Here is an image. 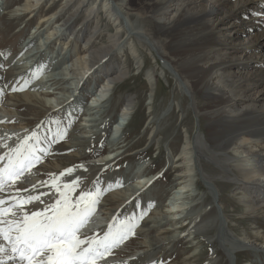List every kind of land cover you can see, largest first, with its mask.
I'll return each instance as SVG.
<instances>
[{
  "label": "bare ground",
  "instance_id": "6f19581e",
  "mask_svg": "<svg viewBox=\"0 0 264 264\" xmlns=\"http://www.w3.org/2000/svg\"><path fill=\"white\" fill-rule=\"evenodd\" d=\"M169 1L175 6V9L173 10L174 15L164 18V14L166 15L169 12V9L165 7V4ZM235 1L237 2L232 3V5L227 9L229 2L228 0H193V3L192 0H140L139 7L142 6L141 9H145L149 13L160 16L157 18L159 23L158 25H160V27L169 23L170 19L172 20L173 17L176 18L178 14L180 16L181 12L184 13L180 26L172 32L173 36L171 38V43L168 50H165V48H160L161 46H159L158 43H154L155 41L152 42V35H150L147 31L139 30L130 24V18L134 17L135 13L138 11V7L136 9V7L132 4L133 0H64L59 10L48 14V16L44 18H40L36 25V29L40 28L38 33L37 31H34L32 36H29L27 40H25L20 46L22 50H25V58L31 60L34 59V62H37L41 59L42 46L46 44L47 46H56L58 43V47L61 50H64L67 47L69 48V52L72 51L73 58H75L74 62L79 65L80 71L78 70V75L75 81L73 80V87H55L57 82L63 80L62 77L64 76L61 77L60 74H58V77H51L49 75L50 77L47 79H49L48 82H51V84L48 87L54 90V92L51 93L52 95H50V91L46 92L45 90V92L42 93L40 92L42 89H40L38 92L37 88L41 86L39 84H34V87L30 88V86L33 85L29 83L30 79L28 80L30 86H28L25 81L21 82L22 79H25L23 78L25 71L23 72L16 67L18 62L14 64V58L8 59V67L5 71H0V155H3L8 151V148H10L9 144L14 139L20 138L21 135L24 134L27 126L35 120L37 116L36 114L39 112H44L46 114L49 111L54 112L51 110L53 109V104H50L52 102L48 100L55 98L56 101H58L57 109L55 108V110L72 106V108L76 109L77 112H80L78 110H80L82 102L74 101V93H79L84 90V84L86 81H88V76H85V70L88 67L91 68L96 64H98V68L104 67L103 73L106 79L101 85H95L94 83V87H96L94 88L95 94L93 97H86L87 100H92V102L87 104V113H85L83 115V119H81L83 122H87L88 125L80 123V126L82 127L81 130H78V128H73V130H65V132L67 131V134H65L63 139H59L55 142H52V136L55 134L52 132V128L57 127L58 123H56L54 120H52L53 122L49 120V122L41 124L34 130V132L40 137V143H43L45 146L44 149L47 150L46 153H40L41 160L46 164V160L48 159L52 162H49L47 165L44 164L42 166H34L31 169V174L28 175L27 181L21 180L17 185L13 186L10 191L14 192L16 189H21L25 190L22 193L25 195L29 194V192H31V194H42V201L44 203L38 204L37 208H33L32 205L27 206L32 210H41L45 206V203L53 202L50 200V196H54L55 193L53 195H49L48 192L50 191L45 192L40 190L37 192L29 190L33 189V185L37 187V185L41 184L40 182H37L35 178L42 179V177L39 174H35V172H44V170L51 171L58 176L61 171L69 167L68 165L64 167V165H62L64 162H70L72 159H87L89 157L91 145L102 139L104 136V130L110 123V120L108 119L105 122L103 121L100 128L96 127L94 122H99L102 116L108 111V107L112 102L111 98H108V91L114 86L116 82L121 81V79L125 77L127 71L126 68L123 67L124 65L119 66L120 64H112L110 62L111 59L116 57V55L127 46V49L132 54L135 64L138 63L140 66L141 62L139 63L134 45H132V41L131 43L129 42L130 39L134 38V40L137 41V43L142 47L146 45V42L149 45L155 44L154 47L158 55L168 64V66H170L171 69H173L174 72H176L177 77L182 83V86L184 87V90L187 92V94H190V92H193L194 89L199 88L208 90L211 87L210 83H212L213 80H217L218 83L220 82L221 84V80H226V77L228 80V77H230L229 75L233 74L234 71L240 70L237 68L252 64L249 57L241 60L234 59V56H230L235 55L236 53L245 54L246 51L251 48L264 45V41L262 42L261 40V38L264 37V31L260 34H256L248 46H241L238 45V43H233V41L236 39L234 36L232 37L220 34V29L218 26L227 24L236 27L238 24L241 25L244 14L257 11H263L260 12L261 18L259 17L260 19H258V25L259 27L264 25V20L262 19L264 17V0ZM43 2L44 0H26L25 5L21 8H18L16 11H21L23 14L31 15L35 9H39L42 6ZM55 3V1L52 2L49 7L53 6ZM188 4L190 5L189 7L186 6ZM180 6L182 7L181 9ZM191 6L195 7V13L190 12ZM6 9V5H0L1 14H3ZM100 10L105 12L107 16H110L114 26L117 27L115 30V35L108 37L109 41L106 45L98 47L95 50L91 48V50L86 51L85 53H88L89 51L91 52V55L89 57L87 56L88 58H81L82 56L80 52L76 50V39L79 38L86 43L85 45L92 44L97 32L95 33L96 28L93 31H90L87 22L84 23V27L82 26V31L80 29L75 33L76 30H74L73 27L76 18L85 16L83 18L90 22L89 18L92 16L93 19L97 12H100ZM61 15L66 19L61 25L55 26V24L61 23L57 21ZM193 15H198L200 22H192L191 20L193 19ZM40 25L43 26L40 27ZM56 28L63 29V32L58 34L59 30ZM123 30L126 32V38L119 40L118 34ZM66 32H69L72 35L74 33L76 34L73 44H65V35L63 33ZM40 34H42L44 37V43L37 45V47L26 52V50L30 48L28 46H30V44L35 41L36 37ZM223 36H226L228 39L223 38ZM127 40L129 44L126 43ZM141 40L143 41V44L140 42ZM226 52L229 53L225 56V60L223 62H217L215 60L216 57L215 59L213 58L215 56L214 54L216 53L225 54ZM2 61L3 58L0 57V62ZM254 61L255 59L253 60L255 72L248 74L247 78L244 79L243 86L237 88L234 86L235 89L233 90L231 88L232 90H230V94L236 92V89H238V92H242L240 95L234 93V96H238L237 98H234L233 100H225L220 103H214L211 101L208 103V105H206L208 106L209 110L199 111L195 106V100L193 98L194 95H191L190 98H192L191 103L193 109H195V115L198 117H204L209 124V137L212 145L207 143L206 140L199 134H195L193 137H185L184 143L175 157H172L170 154H168L169 166L174 165L178 168L176 173V180L178 184L176 190L172 193V195L170 194L171 196L169 195L167 198V209L165 212L159 210L160 207L154 201L155 197H140L141 194L146 192V190L147 192L150 191L155 177L140 179L145 177L143 174H141V177L138 179V181L137 178L133 177L132 181L128 180L126 183L129 184V188L126 187L124 184L125 182L123 183L121 179V184L123 186L125 185L126 190L122 191L121 189L120 192L119 189V192L115 191L116 193H112L110 195L104 191L106 190L105 188L101 189L103 194L100 198L97 211L94 213L96 216H92L90 225L103 226L102 222L104 224H106V222L110 223L113 222L114 218H119V220L137 218L136 213L138 211H142L146 214L150 210L151 212L146 218L136 220L137 226L134 229V240H140L141 246L136 252H130L126 257L125 255L127 251H123V248L120 249L117 247L113 249V254L108 256L106 261H100L99 263L154 264L156 262H160L159 264H163L165 261L161 262L155 260H158L159 257L160 259L176 258V254L178 252L175 248V245L180 243L182 240H187V244L192 245L193 247L195 242L194 240L197 237L202 238V240H204L207 244L213 245L216 243L218 246L222 247L225 255L228 258L229 264H236L237 251H250L253 255H264V244L258 245L247 234L236 235L230 230L227 225V218L224 215V211L217 204L219 197L217 199L216 194H213V191L216 189V184L211 179V177L204 172L201 163L202 158L211 159L217 163V167H219L223 173L228 174L230 180L232 176H234V178L240 184V190L244 193V196L241 195L243 196L241 202L245 206L246 213L249 214V216L251 215L254 217L261 213L260 211L264 209V61L261 63L259 60L256 62ZM204 63L206 66H202ZM257 64L260 65V67ZM255 65H257V67H255ZM62 69L65 68L62 67L61 70ZM57 70L55 71L57 72ZM58 73H61V71L59 70ZM66 75L68 74L66 73ZM147 75L149 85L152 87L154 84L152 79L154 78H152L150 73H147ZM232 81H234V79ZM227 85L225 84V86ZM21 88L22 90L19 91L13 90ZM257 88H259V90L255 91L254 93L250 91H253ZM24 89H29V91L27 90L28 92L21 94ZM58 94L61 95L56 98ZM236 103L237 106L238 104L242 103L245 106V109H243L244 111L239 113L240 109H236V105H234ZM132 104L133 101L130 98H126L124 104H122L123 106L118 116L120 122L117 120L118 122H116L113 126L115 128L109 137V141H111V148H113V146L116 144L119 145L122 143L120 140H122L124 136L123 131L130 120ZM66 119L68 118L63 116L62 120ZM86 127L90 128V133L92 134L91 136H77L75 134L78 131L84 130ZM118 132L120 133L117 134ZM19 133H21V135H19ZM65 139L66 142L61 145V141ZM124 143L125 142L123 141V144ZM124 145H121L120 149L115 150L119 153L115 155L116 158L114 160L120 157L122 154L120 153L121 151L124 153V150L126 149V146ZM212 147H215L217 152L213 151L211 149ZM73 151H76V154L67 155ZM229 152L233 154V157L228 156ZM195 155H197L196 160H194ZM221 156L224 158L220 159L219 157ZM114 160H111V158L102 157L96 161H93L91 164H88L89 166L83 165L91 168L92 172L90 175H84L81 167H78L77 172L72 171L70 174L61 177L65 178L64 180H66L61 184L69 183L73 179L77 178L79 179V182L81 181L79 184H82L84 182L83 180L95 178L94 182L89 181L87 185L84 184V188L82 187L83 185L79 186L73 196H78L81 190H95L97 189L95 184L99 183L97 181L100 180V176H97V172L106 167L112 168V161ZM2 164L3 162H0V166H2ZM61 178L60 181H64L61 180ZM41 181L44 180L42 179ZM200 183L203 184L207 194L212 196L211 198L213 205L215 202V207L217 210L211 206H205L203 204V197H198L197 191L201 190ZM107 185L109 186V184ZM138 197L140 199V209L137 210V205L134 203V201L136 199L138 200ZM4 198H7V193L4 194ZM184 198L189 202H184ZM178 200L179 202H177ZM168 208H170L169 212L167 211ZM93 230H96L95 227L89 229L86 228L85 231L89 232ZM103 230L104 227L99 231L103 232ZM96 232L97 233H95V235L98 236L104 234V232L103 234L98 232V229ZM91 233L92 232H90V234ZM255 234L258 235L259 233L256 232ZM130 243H132V241ZM128 246L124 248L127 249ZM194 249L195 250H192L189 253V256L186 258L184 257L185 260H183V264H191V258L197 255V247H194ZM118 254L120 257L124 255L125 258H122V260L119 259L120 257L117 258ZM137 254L140 256H137ZM131 258L132 260L130 261ZM213 260L214 258H209L207 264L214 263ZM9 264H11V262H9Z\"/></svg>",
  "mask_w": 264,
  "mask_h": 264
},
{
  "label": "rangeland",
  "instance_id": "374dc122",
  "mask_svg": "<svg viewBox=\"0 0 264 264\" xmlns=\"http://www.w3.org/2000/svg\"><path fill=\"white\" fill-rule=\"evenodd\" d=\"M54 1L57 4L55 3L53 6L49 7V5ZM139 1L140 0H133L132 2V4L136 7V9L138 7L139 12L137 11L138 13L136 12L134 17L130 18V24L139 30L147 31L150 35H152L151 38L152 42L155 41L154 43L156 44L158 43V45L161 46L160 48L163 49L165 48V50H168L171 43V38L173 36L172 32L180 26L181 19L184 13L181 12L180 16L178 14L176 18L173 17L172 20L170 19L169 23L160 27V25H158L159 23L157 19L160 16H156V14L149 13L145 9H141L142 6L139 7L140 5ZM228 1L229 2L227 9L232 5V3L237 2L235 0H228ZM63 2L64 0H44L42 6L39 9H35L31 15H26L23 14L21 11H16L18 8H21L22 6L25 5L26 0H0V5H6L7 7V9L3 14L0 13V57L3 58V61L0 62V71H5L6 68L8 67V59L14 58L13 63L15 64L18 62L16 67L23 72L25 71L23 77L25 79H22L21 82L25 81L28 86H30V84L31 85L33 84L32 86H30V88L34 87V84L36 85L39 84L41 86L38 85L39 86V88H37L38 92L40 91V89H42L40 92L44 93L45 90L46 92L50 91L49 93L50 95H52L51 93L54 92L52 88L50 89L48 87L50 86L51 82H48L49 79L47 78L50 76L58 77L57 76L58 74H60L61 77L64 76L62 77L63 80L57 82V85L55 87L57 86L61 88L65 86L73 87L72 85L74 84L78 72L80 71V67L78 64H76V62H74L75 58H73L72 51L69 52V48L67 47L64 49L65 51L61 50L58 47V43L56 46L55 45L47 46L46 44L41 47V51H42L40 57L41 59L37 62H34V59L31 60L25 58L24 56L25 50H22L20 46L25 40H27L29 36H32V33H34V31H37L38 33L40 28L36 29V25L39 19L44 18L48 16V14L54 13L57 10H59ZM186 6L189 7L190 5L188 4ZM165 7L169 9V12L166 15L164 14L163 16L164 18H168L171 15H174L173 10L175 9V6L172 2L171 3L170 1L167 2L165 4ZM181 8L182 7L180 6V9ZM190 9H191L190 12L192 13L196 12L194 6H191ZM260 12L263 11L249 12L247 14H244L243 20L241 21V25L237 23L238 25L236 27L227 24L218 26V28L220 29V34L226 36H232V37L234 36L236 38L233 41L234 44L238 43V45L241 46L242 45L248 46L250 41L254 39V36L256 34H260L261 32L264 31V25L260 27L258 25L259 23L258 19L261 18ZM62 15L59 16V18L57 19V21L61 23L55 24V26L61 25L62 22L66 19ZM83 17L85 16L76 18L73 27L74 30H76L75 33L82 28L84 23L87 22H88L89 30L93 31L96 28L95 33L97 32L92 44L85 45L86 44L85 42H83L79 38L76 39L75 42L77 44L76 50L80 52L82 56L81 58L86 59L91 55V52L90 51L88 53L85 52L91 50V48L95 50L98 47H102L106 45L109 41L108 37L115 35V30L117 29V27L114 26L113 21L110 19V16H107V14L101 10L100 12L99 11L97 12V14L93 19L92 16L89 18L90 22L87 19L85 20ZM262 19L264 20V17ZM191 21L194 23L200 22L198 19V15H193V19ZM43 25H40V27H42ZM57 30H59L58 34H60V32L61 33L63 32V29H57ZM82 30L83 29H81V31ZM125 30L121 31V33L118 34L119 40H123L126 38ZM63 34L65 35L64 37L65 44L67 43L69 45V43L70 44L74 43L75 41L74 38L76 34L72 35L69 32ZM226 36H223V38H227ZM261 40L263 42L264 37L261 38ZM131 41H132V45H134L139 63L140 62L141 63L140 66L138 65V63L135 64L132 58V54L127 49L128 48L127 46L124 47L123 50L116 55V57H113L111 59L110 62L112 64L114 65L120 64L119 66L124 65L123 67L126 68L127 71L125 77H123L121 81L116 82L114 86L110 88L108 91V98H111L112 100L110 106L108 107V111L106 112V114L102 116L99 122L98 121L94 122L96 127L100 128L102 126L103 121L105 122L108 119L110 120V123L106 126L104 130V136L100 141L95 142L91 145V148L89 150V157L87 159H80V160L72 159L70 160V162H64L62 165H64V167L68 165L69 166L68 168L74 169L73 172H77L78 167H81V170L84 175L85 174L90 175V173L92 172L91 168L83 165L91 164L93 161H96L102 157L111 158V160H114L116 158L115 155L119 153L118 151L115 150L120 149V146L121 145L123 146L125 144L124 146H126L125 147L126 149L124 148L125 149L124 153L123 151H121L120 153L122 154L120 155V157L112 161L113 167L112 168L106 167L97 172V176H100L99 178L100 180L97 181L99 183L95 184L96 188L98 189L105 188L107 190L106 191L107 194L110 195L112 193H116L115 191L121 192V189L122 191H125L126 187L129 188V184L126 183L128 182V180L132 181L133 177L137 178V181L141 177V174H143L145 177H142L140 179L155 177L154 183L150 188V191L147 192L146 190V192L144 194H141L140 197L143 196L144 197L152 196L153 198L155 197L154 201L160 207L159 210L165 212L167 209L166 208L167 198L170 194L172 195V193L176 190L178 184L176 180L177 179L176 173L178 171V168L174 165L169 166L168 154H170L172 157L173 156L175 157L180 151L184 143L185 137L186 136L193 137L195 134H199L202 138L206 140L207 143L212 145L209 137V128H210L209 124L204 117L202 116L198 117L195 115L194 113L195 109H193L191 103L192 102V98H190L191 95L192 96L194 95L193 98L195 100V106L199 111L209 110L208 106L206 105H208V103L211 101L214 103H220L225 100H233L234 98H237L238 96H234V95L235 94L240 95L242 94V92L240 91L238 92L237 91L238 89H236V92H234L235 94L232 92H231L232 94H230V90L232 89L234 90L235 87L237 88L243 86L244 79L247 78L248 74L255 72L254 63H253L254 59H255L254 62L259 60L261 63L262 61H264V45L256 48H251L247 50L245 54L236 53L235 55H231L230 57L234 56V59H241V60L249 57L251 59L252 64L237 68L240 70L234 71L233 74L229 75L231 78L228 77V80L226 77V80L225 79L221 80L222 81L221 84L220 82L218 83L217 80H213L212 83H210L211 87L208 90L199 88V89H194L193 92L187 94V92L184 90V87L182 86V83L178 79L176 72H174L173 69H171L170 66H168V64L158 55L154 47L155 44L149 45L146 42V45L142 47L137 43V41L134 40V38L129 40L130 43ZM129 42L128 40L126 41V43L128 44ZM140 42L142 43L143 41L141 40ZM196 42L198 43L197 40ZM42 43H44V37L42 34H40L39 36L36 37V40L33 41L30 44V46H28L30 48L26 50V52L32 48L37 47V45H41ZM228 53L229 52H226L225 54L216 53L214 54L215 56L213 55L214 56L213 58L215 59L216 57L215 60L217 62H223L225 60V56L228 55ZM203 65L206 66L205 63L202 64V66ZM257 65H255V67H257ZM258 66L260 67V65ZM62 67L65 69L61 70ZM55 68H57L58 70ZM55 70H57V72ZM59 70L61 71V73H58ZM103 72H104V67L98 68V64L92 66L91 68L88 67L85 70L86 75L85 74L84 75L88 76V81H86V83L84 84V90L79 93L78 92L74 93L75 95L74 101L82 102L80 110H78L80 112H77L76 109L72 108V106H67L60 110H55V108L57 109L58 101H56L55 98L52 100H48L52 102L50 103L53 104V109L51 110H53L54 112L49 111L47 112V114L44 112H39L38 114H36L37 116L35 120L32 121L30 125L27 126L24 134L21 135V133H19L21 137L14 139L9 144V146L13 148L16 147V145L21 140H23L25 136H29L34 132V130L37 127H39L41 124L45 122H49V120L50 121L54 120L56 123L59 124V125L57 124V127L52 128L53 133H55L56 132L55 130H57L58 128L62 130H73V128H78V130L79 129L81 130L82 127L80 126V123L88 125L87 122H83V120H81L83 119V115L87 113L86 111L87 104H90L92 102V100H87L86 97L88 96L93 97V95L95 94L94 88L96 87H94V83L95 85L98 84L101 85L102 82L105 81L106 78ZM66 73L68 75H66ZM147 73H150L152 75V78H154L152 79V81L154 82L152 87L149 85L147 79L148 78ZM230 79L232 80L234 79V81ZM28 80L30 84L28 83ZM223 82L226 85L229 83L231 84L225 86ZM235 83L237 86L235 85ZM27 90L29 91V89H24L21 92V94L28 92ZM257 90H259V88L250 91L254 93ZM60 95L61 94H58L56 98L59 97ZM125 97L130 98L133 101L131 107L132 112L130 113L131 114L130 120L127 126H125V129L123 131L124 136L122 140H120L122 141V143H120L119 145L116 144L113 146V148H111V144H110L111 141H109V137L111 136L112 134L111 132L115 128L113 127L115 123L118 121L120 122L118 116L123 106L122 104H124V101L126 99ZM234 105H236L235 106L236 109L237 108L240 109L239 113L244 111L243 109H245V106L242 103L238 104L239 107L237 106V103ZM63 116H66V118L68 119L62 120ZM119 133L120 132H118L117 134ZM75 134L77 136L92 135L90 133V128L88 127H86L82 131L76 132ZM123 141L125 142L124 144ZM65 142L66 139L62 140L61 145H63ZM40 146L41 148H45L43 143H40ZM211 149L217 152V149H215V147H212ZM75 152L76 151L70 152L67 155L76 154ZM228 156L233 157V154L229 152ZM219 158L221 159L224 157L221 156ZM196 159H197V155L194 156V160ZM46 162L48 164L49 162L51 163L52 161L48 159L46 160ZM201 163L204 172L208 176H210L211 179L216 184V189L215 191H213V194L214 195L216 194L217 199L219 197L217 204L224 211V215L227 218V225L230 228V230L234 232L236 235L247 234L252 240L256 242V244L263 245L264 244V209L260 211L261 213H259L255 217L251 215L249 216V214H247L245 211L244 204L241 202L244 193L243 191L240 190L239 188L240 184L239 182H237L234 176H232L230 180L228 174L223 173V171L219 167H217L218 166L217 163L211 159L202 158ZM44 164L46 163H44L41 160V162L37 163L35 166H42ZM35 174H39L42 177V179L45 182H47L48 180L51 179L52 174L55 173L44 170V172L37 171L35 172ZM35 179L37 182H41L42 180L41 178H35ZM64 179L65 178H61V180ZM121 179L123 183L125 182L124 184L126 185V187L125 185L123 186L121 184ZM73 180H79V179L77 178ZM65 181L66 180L60 182L62 183ZM83 181L84 182L82 184H79V186L83 185L82 187L84 188V184L87 185L89 181L94 182L95 178H88V180H83ZM117 181H119L122 186L117 187L116 184ZM107 184H109V186ZM200 187L201 190L197 191V194L198 197H203L204 200V202L202 200L203 204L208 207L211 206L212 208L217 210V208L215 207L216 206L215 202L213 205L211 198L212 196L210 194L209 195L207 194L205 188L203 187V184L200 183ZM29 190L37 191V192H39L40 190H43L45 192L50 191L48 192L49 195H53L55 193V190L51 189L49 184H39L35 189H29ZM139 200L140 199L138 197V200L136 199L134 201V203H136L137 205L136 207L137 210L140 209ZM183 201L189 202L185 198L183 199ZM177 202H179V200ZM169 209L170 208H168L167 210L168 212L170 211ZM150 212L151 210L147 214L143 215V218L149 216ZM136 214H137V218H139L141 217L143 212L138 211ZM95 216L96 214L94 215V217ZM254 232L259 233L258 234L259 236L256 235ZM194 241L195 242L193 244V247L192 245L187 244V240H182L180 243L176 244L175 248L177 249L178 252L176 254L177 255L176 258L160 259L159 257L158 260L155 261H161V262L165 261L163 264H173V263L183 264L184 263L183 260H185V258L190 255L189 253L192 250H195L194 247L195 248L197 247V251H196L197 255L191 258L190 260L191 264H207L209 258H214L213 260L214 263L211 264H229L228 258L225 255L223 248L218 246L216 243H214L213 245L207 244L204 240H202V238L199 237L195 238ZM140 247H141L140 240L132 241V243H130L127 249L126 248L123 249V251L124 250L127 251L125 256L127 257L130 252H134V251L136 252L137 249H139ZM125 256L123 255L120 257L118 254L117 258L120 257L119 259L122 260V258H125ZM137 256L140 255L137 254ZM159 263L160 262H157V264ZM236 264H264V255L262 254L253 255L252 252L250 251H242V252L237 251Z\"/></svg>",
  "mask_w": 264,
  "mask_h": 264
},
{
  "label": "snow or ice",
  "instance_id": "6c2138e0",
  "mask_svg": "<svg viewBox=\"0 0 264 264\" xmlns=\"http://www.w3.org/2000/svg\"><path fill=\"white\" fill-rule=\"evenodd\" d=\"M19 91L21 89H13ZM66 132L57 129L52 142L63 139ZM40 137L33 132L25 136L16 147L0 155V264H99L113 254L130 236L135 235L136 220L114 218L102 236H88L84 229L97 211L101 189L81 190L79 180L70 183L60 182V177L70 174L73 169L66 168L59 175L52 174L49 184L55 190L50 196L53 202L37 208L42 194H22L25 190L10 191L21 180L27 181L31 169L41 162ZM117 186H122L117 181ZM36 186L33 185V189ZM107 191V190H104ZM7 193V198L4 194Z\"/></svg>",
  "mask_w": 264,
  "mask_h": 264
}]
</instances>
